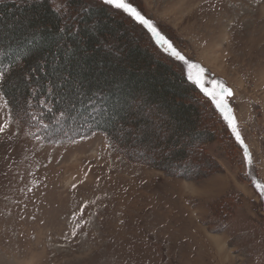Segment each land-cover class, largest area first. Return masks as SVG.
<instances>
[{"label": "rangeland", "instance_id": "374dc122", "mask_svg": "<svg viewBox=\"0 0 264 264\" xmlns=\"http://www.w3.org/2000/svg\"><path fill=\"white\" fill-rule=\"evenodd\" d=\"M51 1L67 9L68 0ZM128 2L184 60L141 25L144 40L231 105L225 113L243 144L229 120L211 123L205 107L199 129L214 124L215 138L191 145L187 162L159 168L167 151L144 145L134 124L127 155L100 131L46 140L0 88V264H264V196L256 187L264 184V0Z\"/></svg>", "mask_w": 264, "mask_h": 264}, {"label": "trees", "instance_id": "16d2710c", "mask_svg": "<svg viewBox=\"0 0 264 264\" xmlns=\"http://www.w3.org/2000/svg\"><path fill=\"white\" fill-rule=\"evenodd\" d=\"M66 3L0 0V88L30 131L54 141L100 131L127 155L134 124L144 145L167 151L159 168L187 162L191 145L215 138L214 124L199 128L205 107L211 123L226 122L218 98L144 40L145 27L103 0ZM90 102L106 110L94 114Z\"/></svg>", "mask_w": 264, "mask_h": 264}, {"label": "snow or ice", "instance_id": "6c2138e0", "mask_svg": "<svg viewBox=\"0 0 264 264\" xmlns=\"http://www.w3.org/2000/svg\"><path fill=\"white\" fill-rule=\"evenodd\" d=\"M103 2L106 5L113 6L116 9H121L123 12L127 13L130 17H132L134 20L138 21L141 25H144L152 34V37L155 38L156 43L159 44L161 47H164L167 45V47L164 48V50L171 51V53L176 56L179 60H184V57L180 55L179 52L175 50V48L172 47L171 43L163 37L160 32L157 30V28L153 25V23L146 19L131 3L128 2V0H103ZM3 74L0 73V76ZM191 79V76L189 77ZM197 83L199 81L197 80ZM223 88V86H221ZM205 91H207L205 89ZM223 92L226 95H231V90L223 88ZM209 95H213V99H215V95L213 93H209ZM217 107L220 108L222 113H225L226 105L223 104L222 101H216ZM230 111V110H229ZM226 120H229L230 127L232 128L233 134L236 136V139L240 141L241 144H243V140L240 137V133L234 124V118L230 119L229 115L225 113ZM0 131H3V127H0ZM245 157L249 160V163H251V158L248 153L247 147L245 146ZM256 187L259 189L260 194L264 196V184L257 183Z\"/></svg>", "mask_w": 264, "mask_h": 264}, {"label": "water", "instance_id": "95a60500", "mask_svg": "<svg viewBox=\"0 0 264 264\" xmlns=\"http://www.w3.org/2000/svg\"><path fill=\"white\" fill-rule=\"evenodd\" d=\"M227 89H230V88H227ZM231 90V89H230ZM231 95H229V96H232L233 95V91L231 90ZM225 103V105H226V110H230L231 111V105L229 104V103H227V102H224Z\"/></svg>", "mask_w": 264, "mask_h": 264}, {"label": "bare ground", "instance_id": "6f19581e", "mask_svg": "<svg viewBox=\"0 0 264 264\" xmlns=\"http://www.w3.org/2000/svg\"><path fill=\"white\" fill-rule=\"evenodd\" d=\"M164 47H167V45H165Z\"/></svg>", "mask_w": 264, "mask_h": 264}]
</instances>
